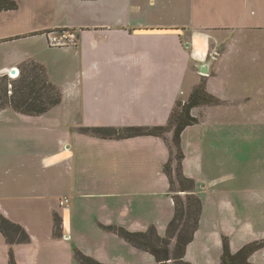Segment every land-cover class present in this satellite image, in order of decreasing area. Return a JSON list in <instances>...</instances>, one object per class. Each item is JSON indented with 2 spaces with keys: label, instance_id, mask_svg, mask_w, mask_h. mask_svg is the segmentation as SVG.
I'll use <instances>...</instances> for the list:
<instances>
[{
  "label": "crops",
  "instance_id": "obj_1",
  "mask_svg": "<svg viewBox=\"0 0 264 264\" xmlns=\"http://www.w3.org/2000/svg\"><path fill=\"white\" fill-rule=\"evenodd\" d=\"M257 6V0H28L0 13V76L15 80L32 61L61 93V102L39 116L0 110V215L29 237L10 245L0 233V264H9L10 250L15 264H79L75 250L103 264H156L104 228L153 226L165 236L174 215L163 171L172 133L100 139L79 130L165 126L201 83L227 104L209 80L222 69L229 38L264 29ZM55 31L73 32V44L50 47L45 34ZM196 109L190 114L198 122L183 131L181 146L184 175L200 182L223 169L222 156L243 133L240 123L202 119L219 109ZM65 197L67 209L59 206ZM197 238L208 264L205 237ZM212 238L219 247V237ZM219 263L210 257L209 264Z\"/></svg>",
  "mask_w": 264,
  "mask_h": 264
},
{
  "label": "rangeland",
  "instance_id": "obj_2",
  "mask_svg": "<svg viewBox=\"0 0 264 264\" xmlns=\"http://www.w3.org/2000/svg\"><path fill=\"white\" fill-rule=\"evenodd\" d=\"M13 1L17 6L28 3V0ZM257 5V18L263 28L264 0H257ZM244 33L227 40L230 46L223 53L222 64L218 63L222 69L217 79L209 80V88L229 102L219 103L223 106L205 105L208 112L219 111L202 117L206 122L240 123L243 136L234 143L233 151L229 147L228 156H222L220 172L208 173L207 179L200 182L190 178L195 182L194 194L202 206L196 234L205 237L209 263L210 257L220 259L222 236L229 239L232 253L246 245L264 242V29ZM20 43L23 42L16 45ZM190 80L187 75L184 89ZM212 236L219 237V247ZM186 255L194 264H205L199 253V238L186 247L184 260L189 263ZM249 262L264 264V248L253 253Z\"/></svg>",
  "mask_w": 264,
  "mask_h": 264
},
{
  "label": "trees",
  "instance_id": "obj_3",
  "mask_svg": "<svg viewBox=\"0 0 264 264\" xmlns=\"http://www.w3.org/2000/svg\"><path fill=\"white\" fill-rule=\"evenodd\" d=\"M18 9L13 0H0V13L15 12ZM61 102L60 91L49 81L43 66L35 62H25L20 67V75L15 80L0 76V110L11 108L25 116H39ZM220 101L206 92L203 83L196 86L186 102H178L173 109L166 126L114 128H82L81 133L100 139H129L141 136L164 137L171 132L169 143L170 158L163 171L169 182L172 194L174 215L168 223L164 237L158 235L155 227L150 226L144 232H130L120 227H105L132 247L150 254L156 264H189L184 260L185 250L192 242L198 229L201 215V202L194 194L195 182L183 173L184 153L181 146L183 131L198 120L190 112L196 107L217 105ZM183 193V196L181 194ZM54 229L61 230V221L54 218ZM0 233L10 245L25 244L29 237L24 229L0 215ZM222 252L219 264H252L250 256L264 248V242L244 246L236 253L230 250V241L222 236ZM74 258L79 264H103L78 250ZM9 264H15L13 254L9 252Z\"/></svg>",
  "mask_w": 264,
  "mask_h": 264
},
{
  "label": "built area",
  "instance_id": "obj_4",
  "mask_svg": "<svg viewBox=\"0 0 264 264\" xmlns=\"http://www.w3.org/2000/svg\"><path fill=\"white\" fill-rule=\"evenodd\" d=\"M48 44L50 47H55V48H64L68 47L71 44H73L74 41V33L71 31H55V32H47L45 34ZM14 70V69H13ZM18 71H15L14 74H9V77L14 78L17 76ZM59 206L67 209L69 207V200L68 198H63L59 201Z\"/></svg>",
  "mask_w": 264,
  "mask_h": 264
},
{
  "label": "water",
  "instance_id": "obj_5",
  "mask_svg": "<svg viewBox=\"0 0 264 264\" xmlns=\"http://www.w3.org/2000/svg\"><path fill=\"white\" fill-rule=\"evenodd\" d=\"M12 73L14 74V71ZM200 73L203 74V75L207 74V67L206 66H203L201 68V70H200Z\"/></svg>",
  "mask_w": 264,
  "mask_h": 264
}]
</instances>
